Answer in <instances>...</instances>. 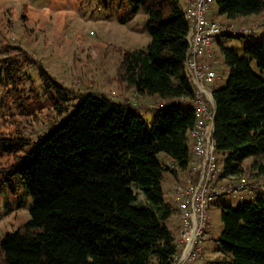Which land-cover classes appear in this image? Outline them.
Returning <instances> with one entry per match:
<instances>
[{
    "label": "trees",
    "instance_id": "1",
    "mask_svg": "<svg viewBox=\"0 0 264 264\" xmlns=\"http://www.w3.org/2000/svg\"><path fill=\"white\" fill-rule=\"evenodd\" d=\"M109 1L131 7L128 18L143 10L151 36L146 49L122 53L120 79L138 97L170 104L159 107L150 125L130 109L144 108L143 102L75 93L21 46L0 45V88L5 89L0 109L12 105L34 119L48 111L50 119L68 112L72 95L78 99L65 122L35 141L23 139L18 129L0 130V164L4 150L14 153L0 174L19 176L34 202L26 230L0 242V264H171L177 251L178 238L168 223L179 211L166 200L163 180L166 172L178 179L192 160L187 139L194 110L171 104L194 96L186 72L190 23L180 0ZM215 7L218 15L238 21L260 15L264 0H215ZM242 37L253 35L234 38ZM222 51L229 78L214 98L223 177L242 173L252 158L251 178L259 180L264 177V79L251 63L264 70V39L244 48V57L223 46ZM30 67L40 74L45 100L26 76ZM161 154L179 170L162 164ZM263 192L238 208L223 209L221 258L212 264H264Z\"/></svg>",
    "mask_w": 264,
    "mask_h": 264
},
{
    "label": "rangeland",
    "instance_id": "2",
    "mask_svg": "<svg viewBox=\"0 0 264 264\" xmlns=\"http://www.w3.org/2000/svg\"><path fill=\"white\" fill-rule=\"evenodd\" d=\"M214 11L218 14L215 4L211 14ZM130 12L131 7L121 8L117 2L109 0H0V45L10 43L21 46L40 61L60 84L73 89L75 93L105 94L123 103L127 102L124 97L126 94L131 99L137 97L132 104L143 102L145 107L130 109L151 125L159 116L158 105L161 101L135 96L137 93L130 91L131 87L120 79L118 73L124 51L146 49L151 42L146 13L140 10L128 18ZM254 16L259 19L247 25L264 21V11ZM235 25L243 24L236 22ZM263 39L264 27L253 37H216L213 40L218 58L214 68L220 77L215 82L216 89L227 85L230 72L224 61L222 46L244 57V48ZM251 66L264 79V70L259 69L255 62ZM26 76L36 82L45 100L47 97L38 70L28 68ZM4 90L0 88V101L5 96ZM75 96L72 95L68 112L53 114L50 119L46 118L48 111L34 119L21 116L18 108L12 105L9 109L1 108L0 130L11 133L18 129L23 139L35 141L68 119L78 104ZM20 154L24 156L25 152L21 151ZM13 160L14 153L4 150V165L0 164V168L9 167ZM159 161L165 165L169 160L161 154ZM252 163V158L246 160L243 169L249 173L251 184L255 187L264 186V177L259 180L251 178ZM173 183L172 174L166 172L163 189L166 200L171 204H174ZM259 190L255 188L256 193L232 192L212 200L209 207L210 239L205 244V258L198 264H212L221 258L218 240L223 232V209L238 208L245 202L254 201L263 192ZM33 205V199L19 176L0 174V242L9 233L26 230ZM168 225L177 235L174 222L170 221Z\"/></svg>",
    "mask_w": 264,
    "mask_h": 264
},
{
    "label": "built area",
    "instance_id": "3",
    "mask_svg": "<svg viewBox=\"0 0 264 264\" xmlns=\"http://www.w3.org/2000/svg\"><path fill=\"white\" fill-rule=\"evenodd\" d=\"M214 4L215 0H188L185 10L190 23L186 72L193 85L194 96L175 99L171 104L192 108L196 122L187 139L192 154L191 163L186 171L180 173L173 186L179 226L177 251L171 258V264H198L205 258V244L210 239L209 207L213 199L232 192L255 191L245 170L238 175L223 177L224 167L215 137L213 90V84L220 77L214 66L201 62V59L211 56V45L216 37L252 36L264 27V21L241 26L232 22L221 23L211 17ZM169 104L163 101L160 107ZM167 166L172 171L179 170L178 164L173 161L169 160ZM260 189L264 190V187Z\"/></svg>",
    "mask_w": 264,
    "mask_h": 264
},
{
    "label": "crops",
    "instance_id": "4",
    "mask_svg": "<svg viewBox=\"0 0 264 264\" xmlns=\"http://www.w3.org/2000/svg\"><path fill=\"white\" fill-rule=\"evenodd\" d=\"M180 5H181V7L184 9V11L187 9V5H188V0H180ZM217 10V9H216ZM218 11V10H217ZM211 17L213 18V19H215V20H217V21H219V22H221V23H228V22H232V23H236V22H238L239 24H248V23H251V22H253V21H257L259 18L258 17H256V16H250V17H247V18H243V19H240V20H238V21H229V20H227L226 19V17H224V16H220V15H218V14H216V12L214 11L212 14H211ZM217 50H216V46H215V44H214V42L212 43V45H211V56L210 57H204V58H202L201 59V62H203V63H205V64H209V65H212V66H216V64L218 63L217 62ZM220 79V78H219ZM216 89V85H215V83L213 84V90H215ZM130 91L132 92V91H134V89L133 88H131L130 89ZM124 97L126 98V100H127V102H129V103H132V102H134V99H131V96L130 95H128V94H126V95H124ZM141 98H143V97H141ZM149 98V99H148ZM150 99H154V100H156V98L155 97H147V99H145V100H150ZM160 105H161V103L158 105L159 107H160ZM165 158L166 159H168V157H166L165 156ZM169 160V159H168ZM174 183H175V181H174ZM174 183H173V186H174ZM173 194V193H172ZM141 199H143V196H141ZM173 202H174V205H175V207H176V201H175V197H173ZM173 222H174V227L176 228V232H178V226H179V217L177 216L174 220H173ZM175 237L176 238H178V233H177V235H175ZM206 253V252H205Z\"/></svg>",
    "mask_w": 264,
    "mask_h": 264
}]
</instances>
